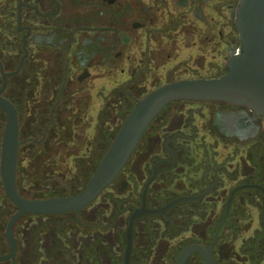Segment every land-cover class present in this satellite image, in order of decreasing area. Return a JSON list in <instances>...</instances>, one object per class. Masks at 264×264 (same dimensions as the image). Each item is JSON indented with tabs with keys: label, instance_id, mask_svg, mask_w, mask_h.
I'll list each match as a JSON object with an SVG mask.
<instances>
[{
	"label": "flooded vegetation",
	"instance_id": "af4514ba",
	"mask_svg": "<svg viewBox=\"0 0 264 264\" xmlns=\"http://www.w3.org/2000/svg\"><path fill=\"white\" fill-rule=\"evenodd\" d=\"M240 2L0 0V86L3 73L10 74L4 96L18 110L19 157L25 188H35L38 198L68 194L74 170L78 171V155L71 148L75 138L79 150L87 151V166H93L102 154L100 164L106 153V104L110 100L106 77L116 91L119 87L157 88L190 73L199 78H215L219 72H226L241 48L237 25ZM201 72L205 74L199 75ZM123 100L108 103L119 109ZM123 107L126 105L120 109ZM87 134L92 135V140L84 137ZM147 134L146 150H140L142 139L132 156L130 183L134 188H141L142 184L141 191L149 180V190L155 183L164 184L162 194L166 197L162 198L167 200L159 199L158 189L148 190L147 206L151 209L163 208L184 197L192 199L179 200L165 211L136 220L134 246L141 222L137 235L148 247L146 262L157 264L160 258L172 262L174 243L184 242L187 232L193 234L195 241L184 243L178 254L191 243L211 245L231 200L229 213L212 246L215 263L264 264L263 117L245 105L182 100L167 105ZM125 191L119 189L120 194ZM96 200L81 211L31 215L38 220L39 216L80 215L89 209L97 210L92 206ZM185 202L194 205L188 210H199L203 215L196 211L197 217L188 223L191 216L187 218L186 209L181 207ZM141 203L128 210L134 212ZM249 205L262 208L258 227ZM101 207L98 210H110L105 204ZM64 226L61 223V229ZM100 229L105 228H99L95 236L99 238L96 253L92 250L90 254L87 249V234L71 228L57 240L63 247L58 254L44 247L42 255L40 245L28 252L24 264L106 262L101 251L104 232ZM223 230L226 241L219 244ZM16 241L15 258L0 264H18L17 237ZM10 250L9 246V251L0 255ZM196 260L205 264L199 253L192 256L190 264Z\"/></svg>",
	"mask_w": 264,
	"mask_h": 264
},
{
	"label": "water",
	"instance_id": "95a60500",
	"mask_svg": "<svg viewBox=\"0 0 264 264\" xmlns=\"http://www.w3.org/2000/svg\"><path fill=\"white\" fill-rule=\"evenodd\" d=\"M237 25L241 35V48L230 60L226 73L216 78L181 79L169 82L153 89L141 99L134 97L139 101L125 119L92 178L83 190L72 195L33 199L21 194L18 187L20 122L17 107L4 96L7 76L10 74L3 73V84L0 86V110L6 114V123L0 143V175L5 195L17 210L10 217L5 233L11 250L8 254L0 255V261L14 259L17 254L14 230L22 216L56 215L81 211L91 205L118 179L152 122L170 103L192 100L225 101L235 105H245L261 115L264 122V0H241ZM150 183L151 180L144 185L141 206L132 212L128 219L124 264H132L134 228L138 218L165 211L179 200L192 199L184 197L163 208L151 209L147 206ZM127 184V181H123L120 191H124ZM247 186L254 185H245ZM230 205L231 200L211 245L207 247L198 243L188 244L178 254L175 264H190L195 253L201 254L205 264H216L211 250L229 213Z\"/></svg>",
	"mask_w": 264,
	"mask_h": 264
},
{
	"label": "rangeland",
	"instance_id": "374dc122",
	"mask_svg": "<svg viewBox=\"0 0 264 264\" xmlns=\"http://www.w3.org/2000/svg\"><path fill=\"white\" fill-rule=\"evenodd\" d=\"M196 73V72H195ZM226 72H219V76L223 75ZM205 72L199 73V75H204ZM217 74V75H218ZM196 75V74H194ZM192 73L190 75H183L179 79H196L199 78V76H193ZM212 76V75H211ZM204 78V77H202ZM216 78V77H215ZM178 80L177 78H175ZM172 81V80H171ZM156 87H142L137 89L132 88H125V87H119L114 91L113 86L110 84L108 77H106V93L109 95L110 100L108 102H113L119 99L123 100V105H126V107H123L124 109H117V107H113L112 103L106 104L107 107V119H106V129H105V151L108 150L110 147L112 141L114 140L115 136L119 132L120 128L122 127L125 119L131 112V110L135 107V105L138 102L139 98L141 99L144 97L147 93L155 89ZM133 96V97H131ZM136 97V98H134ZM16 102V101H15ZM110 108V109H109ZM117 109V110H116ZM118 115L119 117L116 119L112 115ZM6 120V117H4V114L0 113V143L2 142L3 138V132L5 128V124L3 125L2 122ZM77 135V134H75ZM88 136L90 140H92V135H84ZM148 140V134L143 138V146H141L140 150L145 151L146 150V143ZM78 139H74V144L71 146L72 150L74 149V154L78 155V157L75 158V165L77 163L78 171L74 170V178L72 179V183H70V191L66 195H72L80 192L85 188L87 183L92 178L93 174L95 173V170L98 167V162L102 158V154L99 155V158L96 163H94L93 166H87V151H81L83 149L79 150L78 146ZM81 151V152H80ZM221 153H225L224 151H219ZM81 157H80V156ZM0 159H1V144H0ZM92 162V159H91ZM90 162V163H91ZM23 163L21 162V158L19 157L18 160V186L20 191L22 192L23 196L27 198H33V199H44V198H38L35 195H38V192H36L35 188H29L27 186V189L25 186L27 183L23 184L22 176L23 173ZM131 162L130 166L128 168V173L131 171ZM48 170V167H47ZM127 173V172H126ZM45 176V175H44ZM130 174L126 176V174L120 176L117 181L112 184L109 188H107L101 195V197L96 200V202L92 205L97 210H86L82 212L80 215L78 214H66L62 216H39L41 217L40 220H38L35 215H25L21 217V219L18 221L15 227V235L17 237L18 243H19V253H18V264H24V261L28 258H25L27 256L29 251H32L33 248H37L38 246H41L40 254L43 255V249L44 247L50 251H52V254H58L59 248L62 249L60 243H58L57 240H59L60 237L63 236V234H66V230L78 229L81 232H85V238H86V246L87 249H90L91 251L95 250V253L98 251V239L95 237L97 233L99 232V228H105L104 230L100 229V232H104V249H101L102 253L106 256V262H101L100 264H124V253L126 249V227H127V221L128 217L131 213V211L128 210L129 205L135 204V198L134 195L136 193L134 185L130 183L129 180ZM31 181L34 182V178L31 179ZM123 181L129 182V185L126 188V191L119 195V189L121 188V184ZM29 183V182H28ZM30 184V183H29ZM31 189V191H29ZM140 195L142 190V184L141 188L138 189ZM55 197V196H63L62 194L52 196L51 194L47 197ZM105 204L106 207L109 206L110 210H98V208H102L101 205ZM138 206V203H137ZM262 207V204H261ZM114 208V209H113ZM17 210V207L10 202V200L6 197L5 192L2 188V180L0 175V254H4L9 251V245L6 240V227L8 224V221L12 214ZM250 213L253 214L254 219V225L260 226L259 224V217L262 213V208H255L249 205ZM261 210V211H259ZM121 211V212H120ZM94 213V216H91ZM123 223L122 221H124ZM76 221H79L80 224L76 225ZM63 223L65 225L63 229H61L60 225ZM141 222L138 224L137 228V234L140 233V225ZM246 224V223H245ZM28 225V226H27ZM75 226V227H74ZM39 230V231H38ZM252 232V231H251ZM40 235V237H44L45 240L40 241L41 239L38 237H34V235ZM73 234V233H72ZM136 234L135 236V246H134V253L132 257V264H149L146 262L145 256L147 255V252L145 251L148 249L147 245L143 244L142 240L139 238V236ZM46 235V236H45ZM192 233H186V240L184 242H176V252L172 256V262L166 263L163 259H158L157 264H175L176 256L178 255V251L185 245L191 241H195L192 239ZM246 236V235H245ZM47 238V239H46ZM94 248V249H92ZM224 249V248H223ZM105 250V251H103ZM63 251V250H62ZM61 251V252H62ZM100 251V253H101ZM45 252V250H44ZM87 252V251H86ZM99 253V254H100ZM88 254V253H87ZM89 254V255H90ZM104 259V258H103ZM40 261L41 259H36ZM34 259V261H36ZM105 260V259H104ZM42 262V260H41ZM42 264V263H39ZM44 264H48V261H45ZM85 264V263H83ZM90 264H96V262H92ZM99 264V262H97ZM192 264H198V260L194 261Z\"/></svg>",
	"mask_w": 264,
	"mask_h": 264
},
{
	"label": "trees",
	"instance_id": "16d2710c",
	"mask_svg": "<svg viewBox=\"0 0 264 264\" xmlns=\"http://www.w3.org/2000/svg\"><path fill=\"white\" fill-rule=\"evenodd\" d=\"M179 101H182V100H179ZM176 102V101H175ZM0 113H2V114H4V117H6V114H5V112H3L2 110H0ZM6 123V120H4L3 122H2V124L4 125ZM5 126V125H4ZM147 134V133H146ZM146 134H145V136H146ZM144 136V137H145ZM143 137V138H144ZM262 153H264V143H263V145H262ZM132 159V158H131ZM131 159H130V161H129V163L126 165V167L123 169V171L121 172V174H120V176H122V175H124V174H126V176L127 175H129L130 174V177H129V180L131 181V171L128 173V168H129V166H130V162H131ZM127 172V173H126ZM119 176V177H120ZM118 177V178H119ZM117 181V180H116ZM115 181V182H116ZM114 182V183H115ZM113 183V184H114ZM2 188H3V184H2ZM109 188V187H108ZM139 188H135V191H136V193L137 192H139V190H138ZM156 189H158L157 191H160V197H159V199H162V200H167V198H162V197H166L165 195H163L162 193H163V191L165 190V187H164V184H162V183H155L154 184V186L153 187H151L150 188V190L149 191H155ZM156 191V192H157ZM142 192V191H141ZM119 193V192H118ZM21 194H22V192H21ZM23 195V194H22ZM119 195H122V194H120L119 193ZM134 198H135V204L136 205H129V209L130 208H133V207H135V206H137V203H138V205H140V203H141V194L140 195H138V194H135L134 195ZM158 199V200H159ZM11 202V201H10ZM163 202H165V201H163ZM12 203V202H11ZM181 207H184L186 210L184 211V213H185V216L188 218L189 216H191L189 219H187V221H188V223H190V222H192L193 220H194V218L195 217H197V214H196V211H197V213L199 214V210H188L189 208L191 209V208H194V205H192L190 202H185V203H183V204H181ZM194 211V215L192 216V212ZM201 213H204V212H201ZM200 216H202L203 214H199ZM264 236V235H263ZM226 235H225V232H224V230L222 231V233H221V235H220V237H219V244H221V242L222 243H225V241H226Z\"/></svg>",
	"mask_w": 264,
	"mask_h": 264
}]
</instances>
